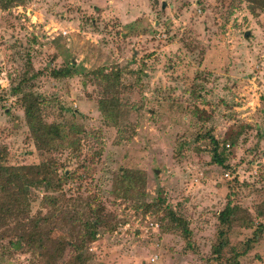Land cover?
<instances>
[{"label":"rangeland","instance_id":"1","mask_svg":"<svg viewBox=\"0 0 264 264\" xmlns=\"http://www.w3.org/2000/svg\"><path fill=\"white\" fill-rule=\"evenodd\" d=\"M65 67L69 76L51 75ZM19 84L60 129L49 151L35 146ZM211 137L227 169L212 162ZM0 161L51 163L67 176L56 191L30 195V215L69 241L50 264H208L221 230L243 251L264 224V11L244 0L0 9ZM45 195L57 204H43ZM227 204L240 214L222 229ZM97 210L102 225L83 241L75 217L94 221ZM170 210L186 220L189 247ZM16 222L0 225V264H47L17 241ZM238 263L264 264V232Z\"/></svg>","mask_w":264,"mask_h":264},{"label":"trees","instance_id":"2","mask_svg":"<svg viewBox=\"0 0 264 264\" xmlns=\"http://www.w3.org/2000/svg\"><path fill=\"white\" fill-rule=\"evenodd\" d=\"M244 1L249 4L251 13L256 14L259 11H264V0ZM23 2L24 0H0V9H9ZM71 72L70 67H65L52 70L51 75L54 78H60L69 76ZM13 92L22 95L24 116L35 146L39 150L49 151L53 143L60 139L59 127L57 125L47 124L41 118V101L39 96L31 91H24L20 84ZM210 141L213 144L212 162L222 166L223 169H227L228 166L224 164L225 158L218 151V142L212 137ZM66 177L65 174L59 177L53 171L51 163L43 162L37 165L8 166L0 161V225L4 226V224H7V218L17 220L15 226L18 230L16 235L17 241L19 243L24 242L29 249H36L39 255H47V264H50L49 259L53 256L57 257L58 260L62 257L65 248L69 245V241L62 235H58V237L52 235L55 227L50 219L46 220L43 216L37 217L30 215L32 202L30 195L33 191L38 190H42L45 194L54 192L61 186L62 180ZM57 202L54 197H47V195L42 198V203L45 205L49 204L53 206ZM162 204L163 202H161V206ZM238 214H240L238 207L227 204L218 215L220 227L222 229L228 228L232 225V222ZM94 216V221L88 220V218L82 220L75 217V220L85 230V233L81 236L83 241L85 239L91 241L96 236V232L93 229L102 225L103 218L101 217V212L97 210ZM167 216L173 228L181 232L187 247H189L191 245V232L186 220L177 216L172 210L167 211ZM243 220H245L244 217ZM244 222L248 226H251L250 220ZM263 232L264 224H259L253 231L251 238L245 241L244 250L237 251L235 247H230L226 230H221L218 233L217 241L211 248V257L208 264H239L238 258L259 242ZM72 244L75 246V243ZM227 249H230V254L227 259H224L225 250Z\"/></svg>","mask_w":264,"mask_h":264}]
</instances>
